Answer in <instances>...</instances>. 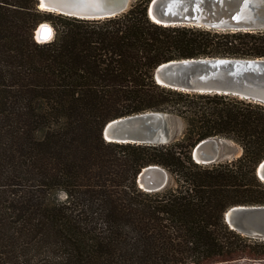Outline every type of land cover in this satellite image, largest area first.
I'll use <instances>...</instances> for the list:
<instances>
[{
  "label": "trees",
  "instance_id": "obj_1",
  "mask_svg": "<svg viewBox=\"0 0 264 264\" xmlns=\"http://www.w3.org/2000/svg\"><path fill=\"white\" fill-rule=\"evenodd\" d=\"M148 1L86 19L0 0V264L264 262V239L224 220L233 205L264 204V104L153 76L172 59L264 57V28L163 25ZM44 21L54 34L39 42ZM148 110L180 117L182 133L159 144L102 137L110 119ZM210 136L241 154L197 163L192 148ZM150 164L173 184L140 188Z\"/></svg>",
  "mask_w": 264,
  "mask_h": 264
},
{
  "label": "water",
  "instance_id": "obj_2",
  "mask_svg": "<svg viewBox=\"0 0 264 264\" xmlns=\"http://www.w3.org/2000/svg\"><path fill=\"white\" fill-rule=\"evenodd\" d=\"M130 1L37 0L36 6L66 16L93 19L124 12ZM146 13L152 21L163 25H195L217 30L264 28V0H149ZM43 28L49 29L45 40L50 37L53 27L40 23L34 31L37 41ZM153 76L158 84L170 88L232 94L264 104V57L172 59L158 64ZM178 131L174 116L148 110L110 119L103 125L101 135L106 141L159 144L172 140ZM191 154L197 163L211 164L228 158L231 148L217 136H210L198 141ZM255 173L264 182V158L257 163ZM168 174L162 166L150 164L138 172L136 181L140 188L155 191L166 185ZM224 220L243 235L264 239V204L233 205L224 212Z\"/></svg>",
  "mask_w": 264,
  "mask_h": 264
},
{
  "label": "rangeland",
  "instance_id": "obj_3",
  "mask_svg": "<svg viewBox=\"0 0 264 264\" xmlns=\"http://www.w3.org/2000/svg\"><path fill=\"white\" fill-rule=\"evenodd\" d=\"M136 0H131L130 1V6L132 5V3H134ZM46 11V10H45ZM56 13V12H55ZM46 22H48L49 24H50V22L49 21H46ZM51 25V24H50ZM40 42V41H39ZM172 116H174V115H172ZM175 117V119H176V123H177V125H178V133H177V135L176 136H179L181 133H182V131H183V128H184V122H183V120L180 118V117H178V116H174ZM219 139H221V140H223V141H225L228 145H230V148H231V154H230V156L228 157V158H223V159H221L220 161H223V160H226V159H231V158H235V157H237V156H239L240 154H241V152H242V149H241V147L237 144V143H235L234 141H232V140H230V139H227V138H224V137H218ZM169 175V177H168V180H167V183H166V185L165 186H168V185H172L173 184V178L171 177V175H170V173L168 174ZM137 182V181H136ZM138 184V183H137ZM138 186H139V184H138ZM164 186V187H165ZM164 187H162L161 189H163ZM144 190V189H143ZM160 190V189H159ZM156 191V190H155ZM61 197H62V194L60 195Z\"/></svg>",
  "mask_w": 264,
  "mask_h": 264
},
{
  "label": "bare ground",
  "instance_id": "obj_4",
  "mask_svg": "<svg viewBox=\"0 0 264 264\" xmlns=\"http://www.w3.org/2000/svg\"><path fill=\"white\" fill-rule=\"evenodd\" d=\"M42 23H48V22L44 21ZM53 34H54V30H53V28H51V34H50V37H48V39H50L53 36ZM43 39L45 40L46 38H42V36L40 34V38H38V40L42 42V41H44Z\"/></svg>",
  "mask_w": 264,
  "mask_h": 264
},
{
  "label": "snow or ice",
  "instance_id": "obj_5",
  "mask_svg": "<svg viewBox=\"0 0 264 264\" xmlns=\"http://www.w3.org/2000/svg\"><path fill=\"white\" fill-rule=\"evenodd\" d=\"M49 34V29L47 28H43L41 30V35L45 36V38L47 37V35Z\"/></svg>",
  "mask_w": 264,
  "mask_h": 264
}]
</instances>
